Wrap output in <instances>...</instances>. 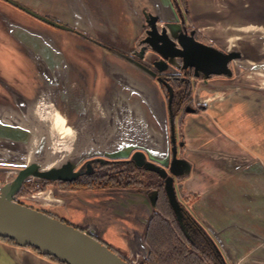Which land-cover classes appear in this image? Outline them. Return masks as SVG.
<instances>
[{
  "label": "crops",
  "instance_id": "crops-1",
  "mask_svg": "<svg viewBox=\"0 0 264 264\" xmlns=\"http://www.w3.org/2000/svg\"><path fill=\"white\" fill-rule=\"evenodd\" d=\"M44 1L45 12L39 9L37 0L29 1L28 6L123 51L140 35L143 18L138 10L142 12L149 4L148 0ZM178 1L186 7L188 22L200 37L220 50L237 54L232 78L199 82L195 88L196 100L207 103L208 108L185 118L182 129L187 152L183 156L193 164L204 161L203 168H210L212 173L200 174V178L190 174L182 182L183 190L194 196V213L235 256V264H264V0ZM51 31L62 43L70 38L78 40L68 32ZM10 46L0 44V67H12L2 52L7 49L14 54L13 67L18 70L26 64L23 61L22 65L25 54ZM53 46L58 52L68 49L67 42L65 46ZM99 53L103 62L99 70L109 68L115 74L106 101L115 107L123 104L127 118L136 122L133 130L143 137L162 136L164 128L160 124L164 123L166 107L156 81L115 54L102 49ZM48 116L53 136L71 141L73 132L57 110L51 108ZM195 142L203 147L193 148ZM137 217L130 230L134 239L137 234L133 231L141 233L143 225L142 217ZM0 264L57 263L0 238Z\"/></svg>",
  "mask_w": 264,
  "mask_h": 264
},
{
  "label": "flooded vegetation",
  "instance_id": "flooded-vegetation-1",
  "mask_svg": "<svg viewBox=\"0 0 264 264\" xmlns=\"http://www.w3.org/2000/svg\"><path fill=\"white\" fill-rule=\"evenodd\" d=\"M171 2L178 12L183 32L190 34L193 31V37L197 41L215 47L208 40L200 37L197 31L190 26L186 7H183L178 0H171ZM143 11L149 13L148 10L143 9L142 13ZM43 16L67 26L69 30H63L45 23L54 29L78 37V41H82V45L79 44L81 45L79 47L76 44L74 48V44H70L66 40L60 43L65 46L67 42L68 49L61 50L59 48L60 54L57 51V55L53 54L52 56L58 71L55 68L54 72L51 70L46 72L44 71L46 67L42 62L36 63L28 59L33 69L32 79L35 86L40 82L46 90L42 97L36 95V86V88H32V91L34 90L33 95L29 93V90V94L24 95L26 99L25 102L23 101L25 104H23L20 102L22 97L19 95L24 94V92L21 93L18 89L6 87L4 82L1 81L4 85L0 82V87L4 92L0 96V107L3 106L6 109L9 107L18 111L15 114L9 112L6 116L1 114V121H3L1 123L9 125L13 131H15V126L21 125L30 132V136L25 137L26 139L14 136L9 142L2 136L1 148H9L12 152L3 151L0 153V185L14 179L18 169L30 165V163H36L39 170H59L64 165L65 169L63 170H72L71 174L77 175L67 179L29 177L23 181L18 193L26 185H33L40 189L43 186L45 189L51 187L55 193L60 194L63 198L62 207L67 213L64 216V221L104 243L129 264H143L151 254L147 235L154 217L156 215L163 217L161 209L162 206L164 209L162 204L164 200L161 195L163 191L166 199L164 203L170 209L177 235L181 236L182 234L190 245L208 246L212 250L217 264H228V261H232L231 254L225 252V248L222 247L220 238L208 228L200 216L194 213L191 206V197L194 196L183 190L182 182L186 178L185 176L174 177L173 180L176 198L183 213L182 224H180L169 205L164 191V182L158 174L143 168H136L129 157L112 159L107 155L116 152L119 147L126 149L127 145L133 144V139L131 128L128 129L127 126L122 129L117 128L116 117H118V113L125 114L127 112L125 107L123 105L115 107L114 103L109 102V100L106 101L111 92V80H114L115 74L110 72L107 67L105 71L99 70V64L103 63L99 49L115 55L121 52L133 59L140 60L148 67L152 66V62L158 59V56L150 51L148 44L143 41L146 37V30L150 26H144L133 46L123 51L68 24L46 15ZM52 43L56 45L54 44L56 42ZM142 48L145 50L140 58ZM60 61L64 67L63 73L57 64ZM229 67L232 70L231 77L210 75L204 78L200 71H197L199 75H196L194 67L183 68L182 62L177 61L176 66H169L162 73H156L154 80L158 84L165 101L168 135L170 136L171 123H173L178 157L185 158L183 151L187 149L182 129L185 118L188 115L204 112L208 108L207 103L196 100V86L199 82H208L218 78H232L235 75L232 63H229ZM157 77L163 78L172 87L173 96L170 107L167 103L168 88L164 83L158 82ZM100 80L103 82L100 83ZM99 84L100 88L98 87ZM29 89H31L30 86ZM54 107L63 117L65 125L72 130L73 138L71 141L59 140L52 134L48 112L49 108ZM3 129L5 130V128L0 127V135H4ZM118 132L123 135L119 139V146L116 138ZM157 140H160L159 136ZM161 144L163 147L165 146L164 143L157 144V146H161ZM169 147H172L170 139ZM63 170L61 173L65 174ZM134 190L146 195L153 191L157 192L156 205L150 215H148L149 206L147 204H141L140 211L136 210L139 213L134 212L133 198L131 197ZM113 194L120 196L119 204L110 201L112 200L110 195ZM44 212L57 217L56 213ZM137 215L142 217L143 225L140 226V230L145 235L144 246L146 250H142L138 239H134V233L130 231L132 224L138 219ZM70 216L71 219L66 218ZM168 220L171 223L169 218ZM119 247H123L126 251L122 252ZM131 247L135 249L131 250Z\"/></svg>",
  "mask_w": 264,
  "mask_h": 264
},
{
  "label": "water",
  "instance_id": "water-1",
  "mask_svg": "<svg viewBox=\"0 0 264 264\" xmlns=\"http://www.w3.org/2000/svg\"><path fill=\"white\" fill-rule=\"evenodd\" d=\"M3 1L48 25L69 30L67 26L32 11L14 0ZM148 2L153 9L152 12L146 13L143 11L142 13V17L144 14L142 27L150 26L146 30V37L143 41L148 44L149 50L155 53L158 59L152 62V66L148 67L140 60L133 59L128 55H124V53H116V56L150 76L153 80L156 79V73H162L169 66H176L177 61L182 62L183 68L194 67L196 75H199L197 71H200L204 78L210 75L232 76L229 63L235 60L236 53L219 50L211 45L197 41L193 37V31L190 34L184 33L179 22L180 17L171 0H148ZM6 25L8 34L26 50L27 56L32 61L36 63L42 62L46 67L44 70L46 72L48 70L54 72L55 68L58 71L52 59L53 54L57 55V51L51 39L48 41V39L42 38L34 31L13 22H7ZM144 50L142 48L140 58L143 56ZM57 64L63 73L62 61ZM157 81L164 83L168 88L167 103L168 107H170L173 96L172 87L161 77H157ZM19 96L22 97L20 102L25 104L24 100L26 97L23 94ZM9 112H14L15 114L18 111L9 107L7 109L3 106L0 107V116L1 114L6 116ZM118 114V117H116L117 128L122 129L124 126H127L128 129L131 128L133 144L127 145L126 149H120L119 147L116 152L107 154L108 157L112 159L129 157L136 168H143L158 174L164 182V191L169 205L176 219L182 224V207L176 198L173 180L174 177L189 175L191 163L186 158L177 156L173 123H171L169 136L165 116L164 123L160 124L163 125L164 131H161L163 132L160 133L162 136H160V140H157L158 136L156 135L143 137L142 134L138 133L139 131L133 130L136 122L128 119L126 113ZM1 118L2 116L0 117V127L5 128V130L3 129L4 135H0V140L4 138L9 142L12 141L14 136H19L23 139L30 136V132L21 125L15 126V131L11 130L9 125L1 123L3 122ZM2 136L4 137L2 138ZM122 136L119 132L116 135L118 146L119 139ZM169 139L172 143L171 148L169 147ZM160 143H164L165 146L163 147L162 144V147L157 146ZM3 151L12 152L11 149L1 148L0 146V153ZM63 169H65L64 165L59 170H39L36 163H30V165L22 166L21 169H18L14 179L0 186V238L10 239L19 247L35 248L40 255L53 256L61 264H129L104 243L78 227L15 200V195L18 193L23 181L29 177L67 179L77 175L71 174L72 170ZM62 170L65 174L61 173ZM110 196L112 198L111 202L114 204L120 203L121 198L119 195L113 194ZM131 197L133 198L132 207L134 212L140 211L141 204H147L149 206L148 215H150L156 205L157 192L153 191L151 194L146 195L134 190ZM133 232L137 234L136 238L142 250H146L144 246L145 235L136 231ZM134 249L131 248V250Z\"/></svg>",
  "mask_w": 264,
  "mask_h": 264
},
{
  "label": "rangeland",
  "instance_id": "rangeland-1",
  "mask_svg": "<svg viewBox=\"0 0 264 264\" xmlns=\"http://www.w3.org/2000/svg\"><path fill=\"white\" fill-rule=\"evenodd\" d=\"M15 1L19 4H22L26 7H29L28 4L30 5L29 1H31V0H15ZM35 1L36 0H32V2H34V3H35ZM119 2L120 1H118L116 4H118ZM36 3L39 4L38 5L40 7L39 9L42 12L46 11L45 10L46 3L44 0H37ZM146 7L144 8V10H148V12H152L153 8H152L151 4L146 5ZM34 11H36V10H34ZM140 11L141 10H138V13L142 16V12H140ZM41 14L46 15L43 13H41ZM22 16H25V18ZM7 22H13V23H16L20 26L28 28L29 30L34 31L35 33L39 34L42 38L48 39V41L51 39L52 42H56V43H54V44H56L55 46L61 47V45H60L61 39L58 36L56 37L55 34H53L51 31V29H54V28L46 25L42 21L41 22L39 20L36 21V19L32 18L29 14L25 13L24 11L18 9L17 7L11 5L10 3L6 2V1L0 0V44H4L7 48H12L10 45L13 44L15 47H17L19 50H21L22 53H24L26 55V53L24 52V48L20 44H18V42H16L8 34L7 27H6ZM135 22L136 21H134V23ZM3 35H4V37H3ZM106 38H108V37H106ZM70 39L71 40H68V41L70 44H74V48H75L76 44L79 45L82 42V41H78L79 38H78V40L74 39V38H70ZM79 47H81V45H79ZM0 51H1V49H0ZM2 52L6 57V61H7V58H9L7 64L8 65L12 64V67L10 69L7 65H6V67H0V82L1 81L4 82L6 87L9 86L10 88H12L14 90L18 89L21 93L24 92V94L22 93L23 95L29 94V93H32V95H33L34 90L32 91V88H34V87L36 88V86H37V94L36 95L38 97L44 96L43 94L46 92V90L43 87L42 83L38 82L39 81L38 80L37 81L38 85L35 86V84H34L35 82L32 79V73L33 72H30L29 66L27 65V64H29L28 59H27L28 57H26L25 55L23 56L24 59L22 58V65L24 62H26V64L24 63V65L19 67L17 70L16 67H13V61H14L13 58L15 59L14 54L10 55V52L7 49L2 51ZM2 52H1V54H2ZM148 78H151V77L148 76ZM29 86L31 87V89H29ZM245 91L249 92V90H245ZM240 92H242V91H240ZM2 94H4V92H3L2 88L0 87V96H2ZM120 105H123V104H120ZM120 105H118V106H120ZM50 109L51 108H49V110ZM55 109L56 108L54 107V110ZM214 110H216V109H214ZM192 146L195 149H197L198 147H203L202 145L197 144L196 142L193 143ZM196 151H198V150H196ZM185 152H187V151L184 150L183 154H186ZM198 157H200V156H198ZM201 159H203V157ZM201 164H202V168H199L201 166ZM204 164H205L204 161L201 162L200 164H198V162H196V164L192 163L190 174L191 175L193 174L194 178H200L201 175H205V174L210 175L212 173V172H210L211 171L210 168H208L209 170L208 169L206 170V168H203L205 166ZM196 165L199 169L194 168ZM189 175H186L185 177H187ZM220 176H222V173L220 175L216 174L214 179H217ZM0 186H2V185H0ZM15 200L18 202H21L25 205L31 206L33 208L35 207L36 209H39L41 211H48L50 213H52V212L56 213L57 217L62 218V219H65L64 216H66V214H67L65 212L66 210L62 207L63 206L62 196L60 194L55 193L51 187H48L43 191H41V189L38 188L35 191L29 192L27 194L19 195L16 193ZM66 218L71 219L72 217L70 216V217H66ZM119 250H121L122 252L126 251V249H124L123 247H119ZM225 252H229L231 254L230 250H228L226 248H225ZM37 254L39 255L38 252H37ZM231 256H232V261H230V262L228 261V264H235L234 263V260H235L234 257L235 256H233V254ZM136 260H137V258H136Z\"/></svg>",
  "mask_w": 264,
  "mask_h": 264
},
{
  "label": "trees",
  "instance_id": "trees-1",
  "mask_svg": "<svg viewBox=\"0 0 264 264\" xmlns=\"http://www.w3.org/2000/svg\"><path fill=\"white\" fill-rule=\"evenodd\" d=\"M36 189L38 188L33 185H26L18 194H27ZM43 189H45V186L41 187V190ZM161 195L164 200L162 202L164 209L163 206L161 207L163 217L156 215L148 230L147 241L151 247V254L143 264H217L213 252L208 246L190 245L182 234V237L177 235L170 209L164 203L166 199L163 191ZM59 219L64 221L62 218ZM1 239L13 243L10 239ZM32 249L38 252L37 249ZM46 257L57 261L53 256Z\"/></svg>",
  "mask_w": 264,
  "mask_h": 264
}]
</instances>
